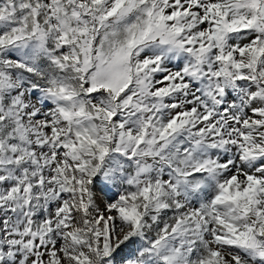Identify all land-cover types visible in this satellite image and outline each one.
I'll list each match as a JSON object with an SVG mask.
<instances>
[{
    "label": "snow or ice",
    "instance_id": "obj_1",
    "mask_svg": "<svg viewBox=\"0 0 264 264\" xmlns=\"http://www.w3.org/2000/svg\"><path fill=\"white\" fill-rule=\"evenodd\" d=\"M0 264H264V0H0Z\"/></svg>",
    "mask_w": 264,
    "mask_h": 264
}]
</instances>
